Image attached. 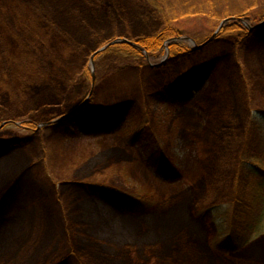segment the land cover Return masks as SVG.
Masks as SVG:
<instances>
[{
  "label": "rangeland",
  "instance_id": "374dc122",
  "mask_svg": "<svg viewBox=\"0 0 264 264\" xmlns=\"http://www.w3.org/2000/svg\"><path fill=\"white\" fill-rule=\"evenodd\" d=\"M14 1L0 0V32L5 31V38L0 37V144L6 147L0 152V264H104L111 260L95 258L91 250L98 245L96 239L88 242L86 257L76 245L77 206L82 202L94 212L95 206L110 212L113 201L120 200L121 187L109 183V187L98 189L88 185L91 180L80 181L102 168L92 165L96 158L89 156L81 161L83 153L102 154L124 166L128 171V191H137L143 185L155 195L156 201L148 210L153 215L115 210L117 218L121 216V221L134 228L128 233L130 237L124 233L128 239H121L129 244L125 251L128 264H174L177 259L189 260L188 264H264V236L249 243L234 258L219 252L220 234L212 222L221 220V232L225 229L222 218L225 216L229 222L226 212L232 196L228 184L216 185V189L207 186L205 197L208 199L213 192V199L224 202L226 210H219L214 218L207 215L200 219L192 208L200 192L198 176L206 166L208 173L215 169L209 153L214 142L208 132L211 114L218 113L223 121L228 120L229 127L240 124L239 116L244 114L242 126L233 131V139L239 141L248 130L264 136V41L254 38L252 47L238 44L236 32L227 31L226 42H212L203 48L199 45L212 36L224 18L234 16L230 13L250 7L249 13L259 23L264 0H165L158 14L134 0H17L24 7L21 11L8 9ZM169 15L177 18L171 24L183 38L196 41L188 43L194 55L168 59L170 49L166 43L165 51L157 55L155 64L164 59L159 67L136 65L144 63V59L151 61L142 48L145 57L107 54L94 59L93 69L91 57L97 50L116 39L128 40L116 43L139 47V40L156 36L165 28L167 23L162 19ZM7 38L19 42V54L6 51ZM71 41L82 45L86 60L70 46ZM64 48L69 49L65 54ZM230 51L238 70L222 56ZM83 63L95 75V93L90 83L85 86L79 80L83 72L79 66ZM196 66H207L209 75L198 81L187 101L172 98L162 102L152 96ZM12 72L19 85L15 90L23 89L25 93L22 98L8 96L11 85L7 81L14 77ZM254 73L263 74V78L256 75L251 87L242 88L241 80L246 84ZM27 74L30 81L26 80ZM229 83L232 84L227 87ZM44 87L45 101L36 97ZM82 100L89 103V108L79 112L73 105ZM109 110L122 118L112 130L104 131L87 116L75 134L62 133L55 127L66 115ZM156 116L162 120V130ZM156 136L163 137L165 143L157 144ZM260 148L264 152V140ZM159 149L174 155L183 172L181 180L166 182L146 162L145 154ZM234 153L238 151L233 149L231 157ZM260 165L264 167V160ZM250 166L255 167L252 163ZM112 173L110 170L109 175ZM113 175L118 180L122 176L118 172ZM205 199L202 196V201ZM104 216L106 221L110 219ZM151 217L153 222L146 223ZM116 222H107L114 224L110 228L114 234L118 233ZM76 232L83 230L77 227Z\"/></svg>",
  "mask_w": 264,
  "mask_h": 264
},
{
  "label": "trees",
  "instance_id": "16d2710c",
  "mask_svg": "<svg viewBox=\"0 0 264 264\" xmlns=\"http://www.w3.org/2000/svg\"><path fill=\"white\" fill-rule=\"evenodd\" d=\"M134 1L149 10H153V12H155L156 14H158V12L161 13V10H163L162 6L165 2V0ZM13 4L8 6V9L16 11H21L22 9L24 10V7L21 5V3L17 2V0H15ZM2 9L5 8L3 7ZM249 10L250 7H247L246 10L230 13L229 15L234 16L229 17L234 18L229 19L225 22V24L213 38L212 42H226L227 35L224 34L227 31L236 32L235 35L238 39V44L242 42L247 46H251V41L254 38L258 40L261 38L264 41V25L254 30H250L248 26L241 20V18L245 19L249 25L256 24L255 20L249 13ZM2 16L3 15H1L0 18H3ZM176 19L177 18L175 17V15H169V17H167L166 19H162L166 21L168 25L166 24L165 28L160 30V32L156 36L146 37L139 40L142 43L139 44V47L128 43H115L110 45L104 51L96 54L94 59L96 60L98 58H101L103 55L107 54H113L116 56L123 55L128 57L134 56L142 58L145 57L144 50H142V48H144L149 54L151 60L150 62L154 61L153 63H157V55L165 51L166 43H168V47L170 49V52L168 53V59L174 60L178 57L192 56L195 52L193 51L192 47H190L188 44L190 40L188 38H183L179 29L175 25L171 24ZM262 21H264V14L260 19V22ZM0 37H2V40L5 38V31L0 32ZM62 39L64 41V37H62ZM66 41L70 42L69 39H66ZM71 42L72 43H69L71 47L75 48L77 51L80 52L81 50H83L82 45L74 41ZM4 43L6 45V40ZM7 44L9 49L4 45L6 47L5 49L7 52L19 54V42L13 43L8 39ZM68 50L69 49L64 48L62 53L65 54ZM79 55L81 56V58L86 60L87 55L85 56L84 54H82V52ZM222 56L225 59L227 58L231 64L234 63L237 70L240 68L235 59H233L234 53L230 51ZM144 61V63H138L136 65L139 67H149L150 62L145 59ZM16 62L24 63L23 60H16ZM11 63L14 64L13 57ZM79 67L81 70H83L81 76L79 77V80L82 79V82L83 84L85 83V86H88L89 83L91 84V86H93V74L90 73L91 68L87 67L86 63H83L82 65L80 64ZM214 68L215 67H213V69ZM253 68L255 70L257 67L253 66ZM207 69V66H196L188 73L181 75L180 77L171 81L169 84L164 85L152 96L159 98L162 102H164V100L166 99L174 100L175 98L177 100L187 101L192 96L194 88H196V84L198 83V81L208 77L209 70ZM12 75L14 77L12 79L8 78L7 81L11 85V89L8 91V96L11 98H13L14 96L22 98L25 93L21 92L23 89L17 91L15 90L19 88V85L15 84L17 83V75H15L14 72H12ZM29 75L30 74H27L26 79L28 81H30ZM256 75H258L260 78H263V74L254 73V76L252 78H248L246 84L245 81L241 80V84L243 86L242 88H244V86L246 85L251 87V81H255L253 78ZM234 83L237 84V81ZM230 84L232 83L226 84V86L228 87ZM248 86L247 92L249 90ZM96 88L94 85L95 90L93 93L96 92ZM45 90L46 88L44 87L43 91H39L42 94L36 97L42 98L45 101L47 98V93ZM27 95L28 93L26 94V97ZM86 96L87 95H85V97ZM218 102L220 103L221 101L218 100L217 103ZM225 102L226 101H224L223 104ZM30 103H32V100ZM88 104V102L83 103L82 100L79 102V104H74L73 108H79L78 111L83 112L89 108ZM220 105L222 106V102L220 103ZM28 111L29 108L25 113L27 114ZM247 111L249 112L248 109ZM242 114H240L239 116V118H241L239 120L240 124L234 123V125L231 124L230 127L227 126L229 124L228 120L223 121L222 117H218V113L213 112L211 114L212 117L210 118L211 120H209L211 129L208 132L210 136L214 139L215 147L213 142L214 148L212 147L209 153L212 160H214L213 163L215 164V169L214 171L208 173L209 171H206L208 166H206V168L199 175L200 177L198 176V181L200 183V192L197 193V197L192 201V208L195 214H197L198 218L203 219L207 215H209L210 218H214V216L219 210L221 211L225 209L223 207L224 202H216V200L213 199V192L209 195L208 199H205L207 186L214 187L216 185L218 186L221 183L228 184L229 195L232 196V204L229 207L228 212H226L228 213L229 222H226L225 216L222 218L225 223V229L223 230V232H221L220 229L221 220H216L217 224L215 222H212V225L215 230L220 234V237L218 238V246L219 249L221 248V250L219 252L224 254V256L233 258L237 254L243 252L246 246L252 244L254 240L264 236V167L260 165L261 161L264 160V152L263 150L260 151V142H263L264 136L261 134V132L257 133L255 131L248 130V132H245L244 137L242 139H239V141L237 139H233V131H235L237 127L242 126L243 124L242 120L244 114ZM86 116L93 118L96 124L103 126L104 131H106V129L112 130V127L116 128V125H119L122 120L121 115L117 114V112H115L114 110L93 112V114L76 113L71 117H68V115H66L63 119L55 123V127L58 131L62 133L70 135L75 134L77 132L78 126L82 125L85 121H87ZM156 118L159 119V123L157 126L160 127V129L162 130V120L158 116H156ZM154 139L156 140L157 144H161L162 142H164V139L161 136H156ZM4 149H6L5 145L0 144V152H2ZM233 149L238 151V153H234L235 155L233 154V156L231 157V152L233 151ZM81 156H84L81 161L86 160L89 156L90 158H96V161L92 165L99 166L102 168H100V171L95 170L89 173L86 179L80 181H83V183H87L91 180L93 182L88 185L94 186L98 189H103L104 186L111 185L109 183H117L118 186H121L123 188L119 187L120 200H115L113 202V206L110 212L107 211L104 213L102 212V208L99 209L97 206H95L97 209L95 208L94 212L93 210L87 208L84 204H81L82 202L80 203V206H77L79 215L75 216L74 218V228L77 230V227H81V230H83V233L80 234L77 233L75 230V237L77 243L76 245L79 250L78 252L83 257H86L89 248L88 242H94V240L96 239L98 245H96V249L91 250L95 258L100 259L101 256L111 258L109 262L104 261V264H128L127 254L125 253V251L126 247L129 244L126 245L124 242H122L121 239H128V237H130L129 232L131 231V229L134 230V228L132 225L129 226V224L125 220L124 222L121 221V216L117 218V216H115V210L118 209L116 211H121V213L144 215L145 213H148L149 208H151L152 204H154V202L156 201L155 195L152 191H149L147 189L145 190L146 187H144L143 185L139 186V188H137V191H128L125 188V180L128 178V171L124 166H121L117 163L115 164L112 159H108V156L102 154L88 155L86 153L81 154ZM145 157L146 162L150 166L155 168L157 174L166 182H172L175 179L183 177V172L176 163L175 157L172 153H168L164 149H159L156 152H151L150 154L147 153V155L145 154ZM101 159L102 162L99 161ZM107 160H109V162L104 165L103 162H106ZM251 163L255 165L254 168L250 166ZM92 165L88 164V166ZM110 170L113 171L111 175H109ZM95 172H98V174H95ZM116 172L122 174L119 180L115 179L116 174L113 175ZM123 177L125 179H123ZM214 189L216 188L214 187ZM202 196L205 199L204 201H202ZM2 197H5V193L2 194ZM90 212H92L93 214H91ZM100 212L109 217L110 219L106 221V217L104 215H101ZM96 213L101 216L97 217ZM150 213L151 212H149L148 214ZM153 220V217H151L150 220L146 223H152ZM109 221H118L116 222L119 225L116 228L118 233L115 232L114 234L112 232L110 228H113L114 224L110 225L109 223H107ZM124 233H127L128 237H125ZM84 238L86 239V241L83 240ZM132 245L135 244L133 243ZM99 248H101L103 251ZM188 261L189 260L185 262H180L177 259V262L174 264H188L186 263ZM88 263L91 264L89 261Z\"/></svg>",
  "mask_w": 264,
  "mask_h": 264
},
{
  "label": "water",
  "instance_id": "95a60500",
  "mask_svg": "<svg viewBox=\"0 0 264 264\" xmlns=\"http://www.w3.org/2000/svg\"><path fill=\"white\" fill-rule=\"evenodd\" d=\"M227 20H228V18H225V19H223V20L221 21V23H220V25H219L217 31H218V30L224 25V23H225ZM257 26H259V24H258ZM257 26H256V27H257ZM210 40H211V39H210ZM120 41H128V40H127V39H116V40H113V41L107 43L105 46H103V47L100 48L99 50H97V51L95 52V54H97V53H99V52L105 50L109 45L114 44V43H116V42H120ZM206 43H207V42H206ZM95 54L91 57V62H92V65H93V69H94V56H95ZM93 72H94V70H93ZM93 74H94V73H93Z\"/></svg>",
  "mask_w": 264,
  "mask_h": 264
}]
</instances>
